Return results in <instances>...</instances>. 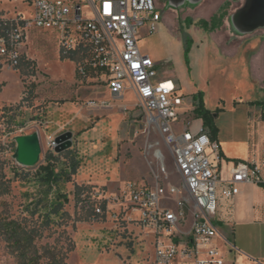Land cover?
Masks as SVG:
<instances>
[{"label":"rangeland","instance_id":"1","mask_svg":"<svg viewBox=\"0 0 264 264\" xmlns=\"http://www.w3.org/2000/svg\"><path fill=\"white\" fill-rule=\"evenodd\" d=\"M157 2L162 19L157 30L144 36L140 44L159 63L163 77L178 79L177 93L184 96L178 129L197 118L194 109L199 98L188 88L190 80L197 91L203 92L205 105L214 111V125L222 130L220 139L244 140L250 148L253 131L258 133L256 139L260 134L264 135V126L258 122L264 119V64L260 73L253 74L252 66L259 72V62L250 54L262 50L263 46L249 50L248 54H244V46L238 55L232 54L236 48L235 38L238 40L240 35H244L243 41L256 36L264 38V27L242 34L232 23V16L246 6L247 0H202L197 4L185 2L182 6H177L174 0ZM218 7L227 14L223 25L217 31L205 30L201 20H210ZM20 14L26 19L33 17L27 4L0 0V18L16 19ZM24 32L19 68H11L0 59V222L31 216L32 209L37 208L36 220L40 225L43 218L38 219V214H45L47 207L44 204L54 198L58 190L69 198L65 209L72 218L80 219L76 228L73 219L66 220L67 229L77 242L67 264H94L99 256L106 257L107 253H112L121 264H152L155 255L150 245L151 237L137 222L130 220L131 212L119 213L113 196L128 181L152 183L162 165L168 171L167 181L179 183L181 177L173 154L155 130L145 133V114L140 108L117 107L123 103L135 105L136 99L132 95H126L122 101L110 93L106 97L102 86L95 96L87 90L78 95L79 83L69 84L74 77L75 65L69 57L62 56L60 34L56 29L30 25ZM187 36L193 47L189 64L183 40ZM205 55L206 62L203 61ZM206 74L208 76L203 79ZM70 100L79 103L87 113L116 105L113 113L118 117V123L110 136L100 128L89 133L86 128L75 132L68 156H60L49 147V139L67 130L61 129L58 135L45 133L46 106L52 101L64 103ZM246 112L256 120L252 127L248 125ZM211 128L207 127V130L210 132ZM34 133L41 137L42 153L37 164L25 166L17 159V138ZM156 149L163 152V160L156 157ZM51 151L58 156L53 160L57 172L69 171L72 157L80 161V167L71 181H65L62 176L58 186L49 191L39 168L46 163ZM77 184L83 185L78 204ZM38 200L41 202L36 205ZM97 204L105 205L104 209L110 208V213L94 218ZM113 212L119 215L118 218ZM58 237L64 240L58 233H53V229L46 228L42 243ZM0 264H20L1 234Z\"/></svg>","mask_w":264,"mask_h":264},{"label":"built area","instance_id":"2","mask_svg":"<svg viewBox=\"0 0 264 264\" xmlns=\"http://www.w3.org/2000/svg\"><path fill=\"white\" fill-rule=\"evenodd\" d=\"M5 1L25 3L33 15L26 19L20 14L0 34V59L5 65L19 68L28 26L56 29L61 54L74 58L82 80L107 86L118 100L133 93L136 104L122 107L140 108L145 133L155 130L173 154L179 183L167 181L168 171L162 165L152 183L128 181L113 196L119 213L131 212L130 220L154 238L153 264H225L218 244L220 199H233L242 184H263L264 159L238 162L224 180L219 168L221 144L204 123L194 119L178 129L184 96L178 95L173 78L159 76L157 62L139 45L142 32L153 34L162 19L157 0ZM56 146L51 137L49 147ZM160 155L163 160L161 150ZM106 213L110 208L97 204L94 218ZM113 216L119 215L113 212Z\"/></svg>","mask_w":264,"mask_h":264},{"label":"crops","instance_id":"3","mask_svg":"<svg viewBox=\"0 0 264 264\" xmlns=\"http://www.w3.org/2000/svg\"><path fill=\"white\" fill-rule=\"evenodd\" d=\"M219 8L220 7H218L212 13V16L218 11ZM217 30H220V28ZM148 35L149 34H147L146 31H143L139 40V45L142 51L146 54L149 53H147L142 48L140 42L144 36ZM242 37H244V35H240L238 40L236 38L234 39V41H236V48L234 49L232 55H238L244 46L246 48V52L244 54L250 53L248 52L249 50H254L255 48L263 46L262 50L256 53H250L253 55V60L259 62V72H257L255 67L251 65L253 74L260 73L261 66L264 64V38L256 36L243 41ZM149 55L151 56V54ZM206 57V55L203 57L204 62H206ZM72 61L74 62V60ZM157 64L159 65L158 62ZM158 71L161 78H172L163 77L159 69ZM207 76L208 75L206 74L202 78L204 79ZM173 79L176 81L179 88L178 79ZM75 81L79 83V88L76 90L78 95L80 93H85V90H87L88 92H91L92 96H95V94H97V89L102 86L106 92V97L109 96L110 92L107 86L99 85L91 80L85 81L76 79V66L74 77L69 84L75 83ZM187 85L188 88L193 90L192 94L195 95L199 92L197 91V88L192 85L190 80L187 82ZM128 95L132 94H127V96ZM122 105H117V107L123 108ZM80 106L81 105L79 103L71 100L65 101L64 103H57L55 101L50 102L49 105L46 106L48 120L46 123L47 126L45 133L47 135H58V133H61V129H64L63 131H71L74 134L75 132H82L85 128L89 133L94 129L100 128L104 134L110 136V132L114 130L116 124L118 123V117H115L113 113L114 107L116 105L113 107L110 106V109H96L88 113L84 112ZM130 109H133V107ZM246 115L250 121L248 125L252 127L254 121L256 120H253L248 112H246ZM196 119H199L204 123L203 118ZM258 122L261 123V126H264V119H260ZM216 126L218 128V133L215 140L219 141L221 144V159L219 161V168L222 172V177L224 180H227L231 177V170L238 162L254 160L258 161L264 159V135L260 134L257 137L260 140L258 141V139L255 138L256 134L258 133L253 131L251 135L253 145L249 148L248 142L244 140H236L231 137L220 139L222 130L218 125ZM217 223L221 233V236L218 238V244L224 256L225 264H264V183L242 184L240 186L239 194L233 199L221 198L217 214ZM150 245L154 249L155 255V240L153 237H151ZM227 246H229V248L225 249ZM94 264H121V262L112 253H107L106 257L99 256L96 260V263Z\"/></svg>","mask_w":264,"mask_h":264},{"label":"trees","instance_id":"4","mask_svg":"<svg viewBox=\"0 0 264 264\" xmlns=\"http://www.w3.org/2000/svg\"><path fill=\"white\" fill-rule=\"evenodd\" d=\"M226 16L227 14L223 12V8H220L210 20H201L202 27L205 30L215 31L223 25ZM12 23L13 19L0 18V34H4L5 29H8ZM187 37H184L183 40L185 43L187 63L189 64L192 40ZM62 56L68 58V56ZM69 58L74 60L73 57ZM76 76L78 80H82L77 71ZM195 95L199 98V104L194 109V113L197 118L204 119L205 128L212 127L210 134L215 139L218 128L214 125V111L206 107L202 91H199ZM70 151L68 150L58 155L68 156ZM57 157V154L54 152H48L46 163L42 164L39 168L40 172L43 173L42 179L47 183L49 191L54 186H58V181L62 176L65 177V181H71L73 175L77 174L80 167V161L72 157L69 164V171L62 169L57 172L53 162ZM82 187L83 185H76L77 204L80 202L79 196L81 195L80 189ZM40 202L41 200H38L36 205H39ZM68 202L69 198L67 194H62L57 190L55 197L44 204V207H47L45 214H38V219L43 218L40 225L37 224L38 220H36L37 208L32 209L31 216H22V219H3L0 222V234L5 237L8 247L18 257L20 264H67L69 254L76 248V241L67 229L68 222L66 220L73 219L74 228H76V222L80 220L76 217L72 218L71 213L65 209V205ZM46 228L53 229V233H58L64 240L58 237L52 242L43 244L42 240L45 236Z\"/></svg>","mask_w":264,"mask_h":264},{"label":"water","instance_id":"5","mask_svg":"<svg viewBox=\"0 0 264 264\" xmlns=\"http://www.w3.org/2000/svg\"><path fill=\"white\" fill-rule=\"evenodd\" d=\"M202 0H174L177 6L185 2L197 4ZM232 23L242 34H247L256 28L264 27V0H247L246 6L232 16ZM74 134L64 132L56 137V153H62L73 146ZM17 159L25 166L38 163L42 153V143L39 133L23 135L17 138Z\"/></svg>","mask_w":264,"mask_h":264},{"label":"bare ground","instance_id":"6","mask_svg":"<svg viewBox=\"0 0 264 264\" xmlns=\"http://www.w3.org/2000/svg\"><path fill=\"white\" fill-rule=\"evenodd\" d=\"M127 94H132V95H133V97L135 98V96H134V94H133V93H131V92H128ZM127 94H126V95H127ZM126 95H125V97H126ZM125 97H124V98H125ZM155 155H156V157H158V158H161V155H160V150H157V151H156V153H155ZM161 159H162V158H161Z\"/></svg>","mask_w":264,"mask_h":264}]
</instances>
